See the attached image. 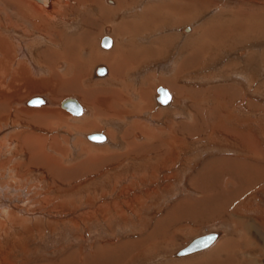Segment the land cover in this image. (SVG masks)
I'll use <instances>...</instances> for the list:
<instances>
[{
  "label": "rangeland",
  "instance_id": "1",
  "mask_svg": "<svg viewBox=\"0 0 264 264\" xmlns=\"http://www.w3.org/2000/svg\"><path fill=\"white\" fill-rule=\"evenodd\" d=\"M26 1L27 3L20 5L17 0H0V47L4 52L3 60L7 61L5 64L0 63V72H3L1 74H4L5 80L12 75L13 79L16 77L13 80V88L3 87L7 94H4V106H11V102L6 103V99L12 97L8 94H15L16 102L13 107L16 115H13L17 118L16 121L20 120L19 123L14 122L15 119L8 120L9 107L0 113V118H4L0 125V200L1 205L6 206L0 208V224L6 222L3 220L6 209L13 210V213L16 211V221L21 224L10 228L6 223L5 229L0 226V264H61L65 259L68 263L75 258L86 259L95 255L98 253L97 249L103 250L99 252L100 263L95 264L104 262L108 254L124 249L136 251H128L129 254L126 252L124 256L121 252L116 264H209L210 259L200 257L215 254L221 243L220 248H223V251L216 254L228 264H264V238H260L258 234V231L264 234V189L253 187L247 191V188L256 182H251L249 176L252 175L243 174V171L255 174L262 167L256 169L251 161L241 156L239 159L174 156V153H191L186 151L187 149L201 151L205 144L193 140L173 141L168 133L162 134L159 131L157 134L153 125L160 122L159 118H162L165 124L173 122L177 113H181L184 108L187 96L181 87L174 86L173 80L176 76L188 85L203 84V81L199 80H204L201 76L207 70L222 78L234 76L227 80L243 82L244 87L252 89L253 94L259 93L264 97V0H129L130 12L125 10L124 13L106 9L103 4L106 0H96L98 4L92 8L90 3L84 4V1L77 7L75 0H67L77 10L74 9V12L68 14L69 20L62 22L61 19L48 18L43 26L40 22H44V16L37 15L28 5L29 1ZM31 2L40 6L33 0ZM61 2L65 4L66 0ZM139 7L145 9L143 14L139 15L132 9ZM21 8L31 16V22H19L22 16ZM82 19L92 21V26L89 27L91 35L84 40V32L88 27L83 25ZM185 27H191L187 34L182 32ZM43 31H49L50 34L53 32L52 38L55 39V34L58 33L60 48H54V43H49V39L47 42L44 38L47 35ZM104 36L116 37V48L119 46V49L124 50L122 53L123 50L120 49L124 62L129 57H135L146 47L150 54H157L144 69L149 71L150 75L149 92L145 89L141 91V70L135 65L125 78L116 76L117 92L104 90L108 95H99V83L105 80L111 82V78L107 79V76L94 78L93 74L96 66L102 62L100 58L104 59V53L113 49L111 47L105 50L102 46ZM73 43L77 45L78 50L74 49L75 54L70 56L73 51L69 53L68 50ZM49 51H53L56 56L48 57ZM22 55L25 58H22ZM118 55L117 59L121 60ZM72 58L83 61L82 74L85 79L83 80L82 76L84 82L77 80L84 86V91H94V97L87 96H90L92 101L99 99L102 102L100 107L103 113L101 119H96L97 122L95 120L96 126L98 125L95 126L96 129L94 125H86V121L89 122V117L94 114L91 108L87 115L89 120L79 124V120L61 106L49 105L48 107L54 110L55 122L58 118L63 119L61 111L69 115L63 114L66 117L62 127H56L57 125L48 121L41 123L42 119H30L25 114V110L32 108L24 103L36 93L23 87L27 81L30 88L34 82L37 84L45 79L48 87H53L58 94L55 92L54 104H59L69 96L83 98V93L82 97L77 92L67 94L64 92L66 89L63 88L62 91L59 86L63 85V81L76 76L72 72L75 65L69 61ZM63 61L70 62L68 72L73 74L62 76L51 70L50 64ZM118 70L120 75V69ZM119 80L121 82H118ZM93 82L96 83L94 87ZM158 86L166 87L172 92V107L167 109L158 106L154 98ZM232 86L236 89L234 84ZM49 93L47 90V96ZM87 96L82 100L86 102L84 99H88ZM138 97H141V102ZM108 100L112 106V109L108 108L109 111L105 107L108 104L104 103ZM240 102L243 105L252 103L245 98ZM141 117L149 122L147 127L134 124L120 132L126 123H140ZM150 123L154 127L150 126ZM49 125L53 126L54 131L46 129ZM143 130L146 135L150 134L149 137L144 135L142 141L134 139V133H141ZM92 132L106 133L111 140L110 144L102 147L83 138V135ZM26 133L32 135V139L47 138V150L50 155L48 159H43L44 153L40 150L36 152L35 159L29 151L31 149L20 147V142L27 136ZM52 136L58 137L60 144L57 147L61 151L49 150V145L53 144ZM241 140L238 139L236 144L240 145ZM218 142L211 141L210 145L219 149L223 144ZM228 143L226 145L231 146V142ZM262 144L264 146V142ZM182 148L184 151L179 152L178 149ZM235 148V152L240 149ZM261 149L264 151L263 147ZM14 168H17L15 173L12 171ZM187 170L190 172L186 173ZM210 170L208 179L216 181L215 185L219 179L217 185L219 184L220 192L218 197L213 196V199L220 204L217 208L225 212L224 216L220 219L202 217V224L197 226L193 225L194 222H178L174 233L165 237L164 233L169 231L164 228L174 225L175 219L166 217L163 220L162 217L172 207L181 206V203L182 207L186 208V204L193 201L196 205L197 200L203 197L204 190L200 187V180L191 183V179L200 175L198 173ZM237 172L242 173L243 178L240 175V181L235 178ZM209 194L214 195L213 192H207V195ZM135 198L140 200L133 202ZM233 200L234 203L244 201L243 207L240 204L234 213L230 209L234 208L230 206ZM127 201H130L132 206L124 203ZM114 204H118V208H114ZM11 206L14 209L10 208ZM22 209L24 212L26 209L30 213L33 212L32 217L19 215ZM228 213H231L230 216ZM239 217L244 222L240 226L237 220ZM209 231L223 233L218 246L215 245L209 251L191 258L179 259L174 256L177 250L194 237ZM70 263L73 264V260ZM92 263L89 259V264Z\"/></svg>",
  "mask_w": 264,
  "mask_h": 264
},
{
  "label": "bare ground",
  "instance_id": "2",
  "mask_svg": "<svg viewBox=\"0 0 264 264\" xmlns=\"http://www.w3.org/2000/svg\"><path fill=\"white\" fill-rule=\"evenodd\" d=\"M18 1V3L21 5V4H24V3H27V1L26 0H17ZM29 1V6L31 7V8H33L35 11H36V14L38 15H43L44 16V19H43V21L44 22H40L41 24L40 25H45L44 23L45 22H47V20L46 19H50V20H62V22H64V21H68L69 19L68 18H70L69 17V13L70 12H74V9H75V7H72L70 4H69V2L66 0V3L65 4H63L62 2H61V0H50V4L48 5V6H45V5H43L42 3H40V2H38L37 0H33V1H35V2H37L40 6H38V5H36V4H34V3H32L31 2V0H28ZM85 2L84 4H88V3H90L89 4V6H91L90 8H92V7H94L96 4H98L97 2H96V0H75V4L77 5V7H78V4L80 3H82V2ZM90 1V2H89ZM104 1V0H103ZM124 0H118L117 2L115 1V0H106L105 2L106 3H103L104 5H105V8L106 9H108V10H112V11H115L116 13L117 12H122V13H124L125 12V10H126V12H127V10L129 11V0H125L124 2H123ZM133 1V0H132ZM106 4H107V6H106ZM75 6V5H74ZM79 6H81V5H79ZM167 6H169V5H167ZM166 6V7H167ZM169 8V7H168ZM133 10H136L135 12L136 13H138L139 15L140 14H143V12L145 11V9L144 8H141V7H139V8H137V9H139V10H137L136 8H132ZM78 10H79V8H78ZM130 10H131V8H130ZM169 10H171V9H169ZM75 11H77L76 9H75ZM130 12V11H129ZM128 12V13H129ZM119 13V14H120ZM20 14L22 15L21 16V19H20V23H24V21L25 22H27V23H29V22H31V16H29L22 8H21V11H20ZM68 15V16H67ZM120 18V17H119ZM120 19H122V18H120ZM49 20V21H50ZM48 21V22H49ZM66 21V22H67ZM70 22V21H69ZM82 22H83V25H86L87 27H88V29H86V31L84 32L85 33V36H83L84 38H83V40L85 39V38H87L88 36H90L91 35V33H90V26H92V21L91 20H89V19H82ZM34 25H36V24H34ZM191 26V25H190ZM37 27V26H36ZM38 28V27H37ZM52 29V28H51ZM38 31V30H37ZM39 31H41V30H39ZM38 31V32H39ZM191 31V27H189V28H187V27H185L183 30H182V32H184V34H187L188 32H190ZM42 32V31H41ZM43 32H45V31H43ZM92 32V31H91ZM46 33V35L47 36H45L44 38L46 39V41H47V39H49L50 41H49V43H54V48H56V46H57V49L58 48H60V44H59V40L58 39H60V36H59V34L58 33H56L55 34V36H56V38L57 39H55V38H52V36L54 37V33L52 32V34H50L51 32H49L48 31V33L47 32H45ZM42 34H44V33H42ZM116 34V33H115ZM116 36V35H115ZM113 37L112 38V41H113V43H112V45L110 46V47H104L103 45V47L105 48V50L106 49H108V48H111V47H113V49L110 51V52H105L104 53V59H101L100 58V61H102L101 63H100V65H105L106 67H107V73L106 74H104V75H96L95 73H96V69L100 66V65H98V66H96V68H95V70H94V78H96L97 76L98 77H102V76H107L108 78L107 79H110L111 81H115L116 82V72L118 71L115 67H114V65L111 63V61H110V59H111V57L113 58V59H115V57H117V55L119 54L120 55V49H122V48H120L119 49V46H117V48H116V37ZM118 37H120V36H118ZM124 37V36H123ZM126 38L128 37V36H125ZM124 37V38H125ZM219 37V36H218ZM147 38V37H146ZM52 39V40H51ZM53 39H54V41H53ZM82 39V38H81ZM143 39V38H142ZM125 40V39H124ZM130 41V40H129ZM48 42V41H47ZM124 42V41H123ZM51 44V45H52ZM102 44V43H101ZM70 45V44H69ZM71 46V47H70ZM69 46V50H68V52L69 53H71V51H73V54L72 55H70V56H73L75 53H74V49L75 50H78V49H76V46L77 45H75L74 43L73 44H71ZM63 47V46H62ZM65 47V46H64ZM121 47V46H120ZM5 48V47H4ZM6 49V48H5ZM123 50V49H122ZM245 50V49H244ZM242 51V53H244L245 51ZM7 51V50H6ZM66 51V49H64V52ZM247 51V50H246ZM63 52V51H62ZM67 52V53H68ZM76 52V51H75ZM124 52V50L122 51V53ZM53 51H49L48 53H47V55H48V57H51V56H56L55 55V53L53 54ZM119 55H118V57H119ZM241 55V54H240ZM44 56V55H43ZM43 56H41V57H43ZM67 56V55H66ZM107 56V57H106ZM3 57H4V52H3V49L0 47V63H3V64H5L6 62H5V59L3 60ZM7 57V56H6ZM5 57V58H6ZM22 58H25V56H21ZM52 57V58H53ZM62 58V57H61ZM60 58V59H61ZM64 58V57H63ZM120 58H121V55H120ZM238 58V57H237ZM13 59V58H12ZM123 59V57L121 58V60ZM241 59V58H240ZM3 60V61H2ZM23 60V59H22ZM81 60V59H80ZM79 59H76V58H72L71 60H69L70 62L72 61L73 62V64L75 65V70H73L72 72H74V74L76 75L75 77H73V79H67V80H65V81H63V85H59L61 88H62V91H63V88L64 89H66V91L64 90V92L65 93H67V94H73L74 92H77L78 94H80V96H81V93H83L82 95H83V98H85L84 96H87V95H90L91 97H94L93 95V92L94 91H84L83 89H84V86H82L81 85V83H79L78 82V80L77 79H79V80H82V76H83V70L82 69H84V66H83V64H82V62H79L80 61ZM99 60V59H98ZM106 60V61H105ZM12 61V60H11ZM14 61V60H13ZM65 61V60H64ZM57 62V63H54L53 65H51L50 64V66H51V70L53 71V72H57V73H59V74H62V76H64V75H68V74H70V73H72V72H68L69 71V69L70 68H68L69 67V64L68 63H70V62ZM97 61V60H96ZM99 61V62H100ZM123 62H124V60H122ZM174 61V60H173ZM71 62V63H72ZM127 62L125 61V64H126ZM174 63V62H173ZM15 64H17V62L15 63ZM43 64H45L46 66H48L49 64L48 63H43ZM8 65V64H7ZM18 65V64H17ZM111 68H110V67ZM124 66V65H123ZM183 66V65H182ZM238 67V66H237ZM4 68V67H3ZM9 68V67H8ZM123 68V67H122ZM125 68L126 67H124L123 68V70L122 69H120L121 71L120 72H123L124 70H125ZM5 70V69H4ZM116 70V71H115ZM127 71V70H126ZM51 72V71H50ZM125 72V71H124ZM1 73H3V72H0V74ZM73 74V73H72ZM124 74V73H123ZM177 74V73H176ZM4 75V74H3ZM3 75L1 74L0 75V113L2 114L3 112H1V111H4L5 110V108H7V107H9V116H8V120L9 121H13V119H15V113H14V107H13V105H15V102H16V98H15V94H13V95H10V94H8L9 95V97L10 96H12V97H10V99H6L7 100V104L8 103H10L11 102V106H4V102H5V99H4V96L5 95H7L6 93H5V91L3 90V87H5V86H7L9 89L10 88H13L14 86H15V83H13V80H15L16 79V77L13 79V75L11 76V78H10V76L9 77H7L6 79L7 80H5L4 79V77H3ZM120 75H121V73H120ZM60 76V75H59ZM80 76V77H79ZM122 76V75H121ZM124 76H125V74H124ZM18 77V76H17ZM177 77V76H176ZM60 78V77H59ZM65 78V77H64ZM106 78V77H105ZM125 78V77H124ZM85 78H84V76H83V80H84ZM98 79V78H97ZM205 79V78H204ZM10 80H12V81H10ZM45 80V79H44ZM44 80H42L41 82H39V83H37V84H35L36 82H34V85H32V86H30V88H29V86H27V83H28V81L25 83V85L23 86L25 89H27L28 88V90H31V91H36V93L35 92H32V93H35V96H45V97H43L44 99H45V103H43V104H40V105H37V106H31V105H28L27 104V102H28V100L24 103V104H26L28 107H31L32 109H34V110H32V109H29L28 108V110H25V114L31 119H33V118H35V120H38V121H40L41 119V123H43V122H45V121H48V122H50L51 124H55V125H57L56 127H60L61 125H63L62 123H63V119L66 117L65 115H63V114H66V115H68L66 112H64V111H61V113H62V116H63V119L62 118H58L57 120H56V122H55V117L53 116V113H54V110H51L48 106L49 105H55V106H57V107H60L61 106V103L62 102H60L59 104H58V102L56 103V104H54V101L53 100H55L54 98L56 97V95H58L57 94V92H56V90L52 87V88H50V87H48L49 85L47 84V83H45V81ZM82 80V81H83ZM100 80H102V79H100ZM81 81V82H82ZM8 82V83H7ZM53 82V81H52ZM84 82V81H83ZM118 82H121L120 80L118 81ZM51 84V83H50ZM62 84V83H61ZM85 84V83H84ZM51 86V85H50ZM59 86H58V90L59 91H61L60 89H59ZM79 86V87H78ZM230 87H232V86H230ZM79 88H82V90L80 89L79 90ZM157 89L158 88H156V90H155V92H157ZM226 89V88H225ZM234 89V88H233ZM47 90L50 92L49 93V96H47ZM168 90V89H167ZM232 90V89H231ZM82 91V92H81ZM169 91V90H168ZM55 92H56V95H55ZM225 92V91H224ZM17 93V92H16ZM84 93H86V94H84ZM88 93V94H87ZM169 93H170V95H171V99H170V102L169 103H167V104H165V105H160V104H158L157 103V100H155L156 101V103L158 104V106H160V108H169V106H171L172 107V104H173V102H174V96H173V94H172V92H170L169 91ZM5 94V95H4ZM37 94V95H36ZM50 94H51V97H50ZM135 94V93H134ZM122 95V97H123V94H121ZM223 95V94H222ZM55 96V97H54ZM90 96H87L88 97V99H84V100H87L86 102L85 101H83L82 99L83 98H80V99H78L79 101H80V103L82 104V106H83V108H84V111H83V113L82 114H80V115H75V114H73V113H71L70 111H68L67 109H64L62 106H61V108L62 109H64V110H66V111H68V112H70L73 116H75V119L79 122V124L81 123V122H85V120H87L88 119V117L89 116H87L88 115V112H89V110H90V108L94 111V114L92 115V116H90L89 118H90V120H92L91 122H90V120H89V122L88 121H86L87 123H86V125H94V128H95V126H96V122H97V120H99V119H101V114L103 113L102 112V110H101V107L100 106H102V105H100L102 102H100L99 101V99H97V100H95V101H92V100H90ZM156 96H157V94L156 95H154V98L156 99ZM226 96V95H225ZM34 97V96H33ZM47 97V98H46ZM54 97V98H53ZM82 97V96H81ZM86 97V98H87ZM121 97V98H122ZM184 97V96H183ZM140 98L141 97H138L137 99H139L140 100ZM229 98V97H228ZM31 99V98H30ZM58 99V98H57ZM118 99V98H117ZM145 99V98H144ZM18 100V99H17ZM127 99H126V97H124V101H126ZM129 100H130V98H129ZM105 101V100H104ZM119 101H120V99H119ZM122 101H123V99H122ZM144 101V100H143ZM83 102V103H82ZM131 102V101H130ZM132 102H134V100L132 101ZM140 102H141V100H140ZM145 102V101H144ZM5 103V104H6ZM104 103H107L108 105H105V107H107V109L109 108V109H112V106H110V104H109V100H108V102H104ZM146 103V102H145ZM144 103V104H145ZM19 105H20V103H19ZM25 105V106H26ZM87 106H88V108H87ZM103 106H104V104H103ZM165 106H167V107H165ZM13 107V108H12ZM104 107V108H105ZM170 107V108H171ZM109 109H108V111H109ZM105 111V110H104ZM113 111V110H112ZM56 112H57V110H56ZM13 114H15V115H13ZM58 114H59V112H58ZM69 116V115H68ZM106 116V115H105ZM91 117H92V119H91ZM17 119V118H16ZM16 119H15V121L14 122H16V123H19V121H16ZM68 119V118H67ZM67 119H65V120H67ZM97 119V120H96ZM34 120V121H35ZM95 120H96V122H95ZM25 121V120H24ZM29 120H27V122H28ZM1 122H4V118L3 119H1L0 118V125H2V123ZM30 123V122H29ZM61 123V124H60ZM96 123V124H95ZM21 124V123H20ZM151 124V123H150ZM23 125V124H22ZM39 125V124H38ZM37 125V126H38ZM19 126V125H18ZM98 126V125H97ZM96 126V127H97ZM40 127V126H39ZM62 127V126H61ZM41 128V127H40ZM42 128H43V126H42ZM44 128H45V126H44ZM46 129H48V130H50L51 132L52 131H54V128H53V126H51V125H49V126H47L46 127ZM61 129V128H60ZM96 129V128H95ZM91 131V130H90ZM31 132V131H30ZM193 132V131H192ZM56 133V132H55ZM92 133H94V132H92ZM146 132L143 130L141 133L140 132H136V133H134V139H137V140H141V139H143L144 138V135H146L145 134ZM27 134V133H26ZM31 134H32V132H31ZM38 135H39V133H37ZM91 134V133H90ZM106 134V133H105ZM143 136H142V135ZM29 134H27V136H25V139L23 140L22 139V143L20 142V147H22V149L23 148H27L28 147V149H31V150H29L32 154H33V158H37V157H35L36 155L35 154H37L36 152H38L39 150L41 151V153H44L42 156H43V159L44 158H47L48 159V157H50V155L48 154V150H47V143H48V140H47V138H45L44 139V137L41 139V138H35V139H32V135L30 136H28ZM88 135L89 134H85V135H83V138H87L88 139ZM148 135V137H149V135L150 134H147ZM146 135V136H147ZM36 136V135H35ZM106 136H107V139L105 140V141H102V142H96V141H92V140H90V139H88L89 140V142H91L92 144H97V145H101L102 147L103 146H105V145H108V144H110V138L108 137V135L106 134ZM34 138V137H33ZM74 138L75 137H73V140H74ZM14 139V138H13ZM150 139V138H149ZM52 141H53V144H51V146L49 145V150H52V151H61V150H59L58 149V147H57V145L58 144H60V143H58V137L57 136H52V139H51ZM14 141H15V139H14ZM13 141V142H14ZM142 141V140H141ZM219 143V142H218ZM259 143V142H258ZM9 144V143H8ZM113 143H111V145H112ZM2 145V143L0 144V146ZM30 145V146H29ZM241 145V144H240ZM239 145V146H240ZM243 145V144H242ZM241 145V146H242ZM260 145V144H259ZM258 145V146H259ZM234 146V145H233ZM254 146H256V148H257V150H255V147H254V152H253V154L252 155H250V157L251 156H255V160H256V163H257V168H259V167H262L259 171L260 172H258V170H257V174L255 173V174H249V172H245V174L246 175H252V176H249L250 177V179H252L251 180V182L254 180L256 183H254V186L255 185H257V184H260V183H262V184H260V185H257L258 187H259V189H264V151L261 149V146H257V145H255L254 144ZM248 147H250V148H252V144L250 143H244V146H242V148H244V151H246L247 153L249 152V148ZM27 149V150H28ZM240 149H241V147H240ZM44 151V152H43ZM253 151V150H252ZM241 152V151H240ZM247 159V158H246ZM252 159H253V157H252ZM45 160V159H44ZM254 160V161H255ZM245 162V161H244ZM231 163V162H230ZM57 164H59V163H57ZM254 164V163H253ZM60 165V164H59ZM12 166V165H11ZM61 166V165H60ZM62 167V166H61ZM214 168V167H213ZM17 168H14V170H12L13 171V173H15V170H16ZM62 169H63V167H62ZM226 169V168H225ZM253 169V168H252ZM251 169V170H252ZM250 170V169H249ZM17 172V171H16ZM214 172V171H213ZM244 172V171H243ZM226 173V172H225ZM46 174V173H45ZM201 174V173H200ZM237 174V173H236ZM207 174L204 176V177H199L198 179L195 177V179L193 180V183H195V181L196 180H200L201 181V184L202 185H200V187L204 190V192H203V194H202V196L203 197H201L200 199H198L197 200V204L196 205H194V201L192 202V203H188V204H186L187 205V208L186 207H182V205H183V203H181V206L180 205H176L172 210H171V212L169 211V212H167L168 213V215H166V216H171L172 217V215H171V213L173 212V215L175 216L174 218H175V221H180V223H183V224H185L186 222H194V224L193 225H198V224H202V221L203 220H201V218L202 217H206V218H208V219H217V218H222L223 216H224V213L225 212H223L220 208H217V206H220V204L217 202V201H215L214 199H213V196L214 197H218V194H219V192H220V190L218 189V185H217V183L219 182L218 180H217V183H216V185L214 184L216 181H214V180H212V178L211 179H208L207 177ZM225 176V175H224ZM237 176V175H236ZM219 177V176H218ZM238 177L240 178V175H238ZM238 177H235L236 179H238ZM209 180V181H207V179ZM241 178H243L242 176H241ZM220 180H222V179H220ZM242 180V179H241ZM244 180H245V177H244ZM249 180V179H248ZM214 181V182H213ZM253 181V182H254ZM224 182V181H223ZM245 182H247V181H245ZM248 182H250V181H248ZM243 186V185H242ZM220 188V187H219ZM248 188H251V187H248ZM245 191H246V189H245ZM251 191V190H250ZM207 192L208 193H211V192H213V194L214 195H207ZM217 192V193H216ZM225 193H226V191H225ZM242 193H244V192H242ZM205 196H206V198H205ZM208 196V197H207ZM249 196V195H248ZM220 197H221V194H220ZM224 197V196H223ZM240 196H238V198H239ZM238 198H236V199H238ZM209 199H211V200H209ZM221 199V198H220ZM235 199V200H236ZM140 199H138V198H135V200L133 201V202H135V201H139ZM189 200V199H188ZM235 200H233V201H231V203H230V206H233L234 208L232 209V207L230 208L231 209V212L233 211V213H234V211H235V209L238 207V206H240V204L242 205L241 207H243V205H244V201H243V203H242V201H236L235 203H234V201ZM3 203V202H2ZM125 204H127V202H124ZM129 203V202H128ZM229 204V203H228ZM186 205H184V206H186ZM225 205H227V204H225ZM1 206L2 207H4L5 205H1V200H0V208H1ZM9 206V205H8ZM224 206V205H223ZM6 207V206H5ZM113 207L114 208H118V204H114L113 205ZM228 207H229V205H228ZM10 208H12V209H14V207L13 206H11ZM240 208V207H239ZM214 209V210H213ZM230 209H229V211H230ZM1 210V209H0ZM8 209H6V213L4 214L3 213V215H5V217H4V219L3 220H6V222L4 223V221L0 224V226L1 227H3L4 228V224H6L7 223V225L6 226H10V228L11 227H16V226H18V224H19V226L21 225L20 224V221H16V219H18L17 217H18V215H14V213L15 214H17V212L16 211H14V213H13V210H11V211H7ZM142 210H144V207H143V209ZM102 211H103V209H102ZM176 211H177V213H176ZM3 212H5V210L3 211ZM21 212V211H20ZM142 212V211H141ZM33 212H28V210L26 209L25 210V212H24V210L22 209V212L21 213H19V215H21V216H27V215H31ZM38 213V212H37ZM55 213V212H54ZM176 213V214H175ZM233 213H232V215H233ZM1 214H2V212H1ZM36 214V213H35ZM229 214H231V213H228V215ZM238 214V213H237ZM2 216V215H1ZM0 216V217H1ZM169 216V217H170ZM230 216V215H229ZM228 216V217H229ZM31 217H32V215H31ZM140 217V216H139ZM168 217V218H169ZM192 217V219H190ZM242 217V216H241ZM164 218V217H163ZM162 218V219H163ZM166 218V217H165ZM164 218V219H165ZM196 218H199V219H196ZM204 219V218H203ZM230 219V218H229ZM241 218L239 217L237 220H238V224H239V226L240 225H243V223L244 222H242L241 220H240ZM198 220V221H197ZM205 220V219H204ZM236 222V221H235ZM16 223V224H15ZM23 223V222H22ZM263 223V222H262ZM261 223V224H262ZM237 224V223H236ZM254 224V223H253ZM252 224V225H253ZM257 224V223H256ZM260 224V225H261ZM5 226V227H6ZM22 226H24V225H22ZM26 226V225H25ZM253 227H255V225L253 226ZM260 227V226H259ZM27 228V227H26ZM173 228V227H172ZM171 228V229H172ZM5 229V228H4ZM28 229V228H27ZM10 230V229H9ZM256 230V232H257V229H255ZM5 231V230H4ZM3 231V232H4ZM168 231H170V230H168ZM252 231V230H251ZM254 231V230H253ZM2 232V231H1ZM174 232V231H173ZM172 232V233H173ZM218 232V237L214 240V242L211 244V245H209L207 248H205V249H203V250H201V251H197V252H193V253H190V254H187V255H184V256H176L175 254H174V256L175 257H177V258H179V259H186V258H191L192 256H195V255H198V254H201V253H204V252H206V251H209L210 249H212L215 245H217L219 242H220V240H221V238L223 237V233L222 232H220V231H217ZM170 233V232H169ZM253 234V233H252ZM258 234H259V237L260 238H264V234L261 232V231H258ZM251 235V234H250ZM161 236V235H160ZM253 236V235H252ZM166 237V236H165ZM254 238V237H253ZM230 239H232V238H230ZM236 239V238H235ZM257 239V238H256ZM227 240V239H226ZM253 240V239H252ZM133 241V240H132ZM250 241V240H249ZM264 241V240H263ZM231 242V241H230ZM227 243V242H226ZM264 243V242H263ZM220 244V243H219ZM218 244V245H219ZM225 244V243H224ZM242 244V243H241ZM255 244H257V243H255ZM217 245V246H218ZM222 246V243H221V245H219V248H216L218 251H216V253H218L219 251H223V248H220ZM112 248H114V247H112ZM103 249H97V251H98V253H96L95 255L93 254V255H91V256H89V257H87L86 259H79V258H75V259H72L73 260V264H89V259H91V262L93 261V263L95 264L96 262L97 263H100V260L98 259L99 257H100V255H101V253H99V252H101ZM132 250L133 249H124V250H120L119 252H115V253H110V254H108L107 255V259L104 261V262H102L101 264H116V262H118V256H121V255H118V254H120L121 252H122V256H124V255H126V252H127V254H129V252L128 251H130V252H132ZM110 251H111V249H110ZM117 251V250H116ZM134 252L136 251V250H133ZM215 251V250H214ZM226 251V250H225ZM96 252V251H95ZM214 253V252H213ZM211 254V255H206V256H204V257H200V258H205V257H207L206 259H210V263L209 264H228L227 263V261H224V259L222 260L221 258H219L218 257V254ZM115 254V255H114ZM117 256V257H116ZM228 256V255H227ZM101 258V257H100ZM200 258H199V261H200ZM71 260V261H72ZM190 260V259H189ZM64 261V262H63ZM63 261H61V264H69V262H71V261H69L68 263H66V259L65 260H63ZM196 261V260H195ZM195 261H194V263H195ZM198 261V260H197ZM63 262V263H62ZM193 262V261H192ZM202 262V261H201ZM92 263V264H93ZM197 263V262H196ZM70 264H72V263H70ZM193 264V263H192Z\"/></svg>",
  "mask_w": 264,
  "mask_h": 264
},
{
  "label": "crops",
  "instance_id": "3",
  "mask_svg": "<svg viewBox=\"0 0 264 264\" xmlns=\"http://www.w3.org/2000/svg\"><path fill=\"white\" fill-rule=\"evenodd\" d=\"M131 40H132V37H131ZM139 52L140 53L137 54L135 57H129V59H126V62H127L126 64L122 60L117 59V57H115V59L111 57L110 61L114 64V66H116L117 70L118 68L123 70V68L126 67L124 70L125 72L124 71L121 72L122 76L119 75V70L117 71L118 73L116 74L117 77H124L126 70H127V73L125 75H128L129 70L132 69L133 67L137 66V69L140 68L141 70V74H140L141 91L142 89H145L147 92H149L148 87H149L150 75H149V71H145L144 69L147 68L150 60H154L157 57L156 56L157 54L155 55L150 54L148 51V47H146L145 49H141ZM150 57H152V59H150ZM96 62L97 61H95L94 63L96 64ZM171 77L173 78V76ZM201 77L205 78L204 80H199V81H203V84L201 85H190V84L188 85L186 81L181 82L179 80L181 78H178V77L174 78L175 79L173 80L174 86L178 85L179 87H181L183 93L185 94V96H187V98L184 100L185 105H183L184 106L183 110L180 109L181 113L179 114L177 113L176 119L173 120V122L169 121L168 124H165L166 122L164 123L162 118H159L160 122H156L153 124L155 126L156 133L158 134L159 131L162 132V134L163 132L168 133L172 136L173 141H176V140L192 141L193 140L196 143L205 144V146H202L203 150L201 151L187 149L186 151H190L191 153L187 152V154L185 155H184V152L177 153V154L174 153V156L180 155V157H204V158L211 157V158H222V159L223 158H238L239 159V157L241 156L242 158L245 157L249 161H251L252 165H254L257 169V166H256L257 163H256V160L254 159L255 156L250 157V155L253 154L254 147H255V150H257L254 144L257 146L260 144L259 146L263 147L264 149V146L262 144V142H264V97L261 96L259 93L253 94L252 89L249 90V88H245L243 82L239 83V81L236 82V81L227 80L228 78L230 77L233 78L234 76L222 78L207 70L204 73V75ZM209 79H213V81ZM126 81L128 82L127 79ZM102 82L103 83H99L100 84V88H99L100 96H102V93L108 95V93L107 92L105 93L104 90L110 91V92H113V91L117 92V84L115 83V81L107 82L105 80ZM131 84L132 83H130V85ZM233 84L235 85L236 89L232 86ZM92 85L94 87L96 86V83L93 82ZM131 91H134V90L131 89ZM243 98L251 101L252 103L250 105H243V103L240 102V100ZM240 103L242 105H240ZM141 118L142 119L140 123H132V124L126 123L125 127L122 130L120 129V132H123L125 128L127 130L129 125L132 126L134 124H139L140 126L146 125L147 127L149 125V122H146L144 117H141ZM181 122L183 123L181 124ZM153 125L150 124V126H153ZM238 139H242L240 141V144L241 145L243 144L242 146H244V143L246 142L249 144L250 143L252 144V148L248 147L249 148L248 153L244 151V148H242L241 145L239 146L236 144ZM243 140L245 141L243 142ZM211 141H219L223 145H220L219 146L220 148L218 149V147L214 145L213 146L210 145ZM228 142H231L230 143L231 146L226 145V143ZM234 144L236 146H233ZM235 147H241V149L235 152L234 151V149H236ZM196 148L197 147L195 146L194 149ZM207 148L209 150H207ZM178 150L179 152H181L180 150L184 151V148L178 149ZM213 160H216V159H213ZM188 170L186 171V173L190 172ZM210 172L211 170L208 172L204 171L201 174L198 173L200 174L198 176L204 177L206 174L208 175ZM245 172L246 171L243 172L244 175H245ZM251 173L249 172V174ZM241 174H242L241 172H237L236 175L238 177V175H241ZM198 176L196 175L197 179L199 178ZM194 179L195 177L191 179V183L193 182ZM237 181H240L239 177ZM250 187L256 188L258 186L253 185ZM251 188H247V191ZM128 202L129 204H126V205L132 206L130 201H127V203ZM174 207L170 209V212ZM130 209L132 210V207ZM165 214L168 215L167 212ZM166 215H164L163 217L165 218V217L170 216V215L169 216H166ZM171 215H172V218L175 219L173 212L171 213ZM177 224H178V221H175L174 225L172 224L164 229L165 230L168 229L170 230L169 232L172 233L174 231L175 225ZM194 226H197V225H194ZM170 233L165 232L164 236L167 237L169 236Z\"/></svg>",
  "mask_w": 264,
  "mask_h": 264
},
{
  "label": "water",
  "instance_id": "4",
  "mask_svg": "<svg viewBox=\"0 0 264 264\" xmlns=\"http://www.w3.org/2000/svg\"><path fill=\"white\" fill-rule=\"evenodd\" d=\"M37 1L45 6H48L50 4V0H37ZM112 43L113 41L110 36H104V38L102 39V45L104 47H110ZM106 73H107V67L105 65H100L96 69L97 75H104ZM170 99H171V95L167 90V88L163 86H158L157 96H156V100L158 104L165 105L170 102ZM43 103H45V99L43 98V96H34L31 99H29L27 102V104L31 106H37ZM61 106L75 115H80L84 111L82 104L74 96L66 97L62 101ZM88 139L96 142H102L107 139V136L104 132H94L88 135ZM217 237H218L217 231H209L203 233L199 236L194 237L185 246L177 250L175 255L180 257L193 252L201 251L207 248L209 245H211Z\"/></svg>",
  "mask_w": 264,
  "mask_h": 264
}]
</instances>
